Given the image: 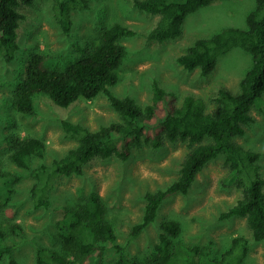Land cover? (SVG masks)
<instances>
[{"label":"rangeland","instance_id":"obj_1","mask_svg":"<svg viewBox=\"0 0 264 264\" xmlns=\"http://www.w3.org/2000/svg\"><path fill=\"white\" fill-rule=\"evenodd\" d=\"M52 2L34 0L32 5L21 8L24 19L17 30L19 49L15 60L6 63L0 55V170L18 177L9 200H0V227L7 232V242L15 246L1 264H38L39 249L53 250L71 259V255L62 252L57 222L66 209L79 206L92 192L98 194L107 209L120 253L130 260L143 262L149 258L158 240L160 223L172 220L180 226L174 243L208 246L209 259L216 261L229 249L233 238L243 237L247 252L240 264H264V243L253 240L246 220L237 216L220 219L221 213L241 197V188L232 182L223 155L203 167L188 194L166 196L155 220L137 237H131L132 227L143 216L145 194L165 189L178 177L187 152L182 142L134 149L126 161L94 158L84 166L82 175L54 177L48 191V207H37L31 193L37 183L34 170L41 164L50 166L77 145L75 139L66 135L62 123L97 131L119 118L103 94L92 100H79L67 108L36 95L34 113L27 116L19 114L14 106V89L32 54L43 56L49 68L64 70L81 57L77 45L87 48L98 44L101 32L119 23L135 34L120 41L126 55L117 71L118 80L110 87L113 95L130 96L143 107L151 103L156 82L173 93L178 102L190 95L212 108L220 88L238 93L241 79L252 66L251 55L234 47L218 58L216 68L208 76H201L198 69L186 70L177 59L200 38L227 28L246 29V17L254 9L255 0H212L186 17L179 37L162 43L148 38L158 17L136 9L133 0H86V8L71 10L67 31L59 23ZM251 115L252 123L235 142L259 154L258 172L264 179V95ZM16 137L41 140L44 157L31 158L28 168L17 167L9 157L10 141ZM13 225L20 227L21 235H9ZM118 255L115 245L106 244L102 264H114Z\"/></svg>","mask_w":264,"mask_h":264},{"label":"trees","instance_id":"obj_2","mask_svg":"<svg viewBox=\"0 0 264 264\" xmlns=\"http://www.w3.org/2000/svg\"><path fill=\"white\" fill-rule=\"evenodd\" d=\"M59 23L67 31L70 12L77 7H87L86 0H52ZM212 0H133V6L146 14L157 16V22L148 33L150 40L162 43L175 39L182 33L186 17ZM34 0H0V55L6 63L15 60L19 49L17 30L24 19L21 8ZM134 31L119 23L104 29L98 44L84 48L76 46L81 57L64 70L49 68L44 57L32 54L25 71L14 89V106L21 115L34 113V96L42 95L55 105L67 108L79 100H92L103 94L117 113L118 120L97 131L63 122L66 135L77 141L67 154L54 160L50 166L41 164L34 170L37 180L32 190L37 207H48V191L57 176L82 175L84 166L94 158L116 157L126 161L134 149L143 146L163 147L166 143L186 144L178 177L165 189L145 194L146 204L142 219L134 225L131 237H137L156 218L166 196L188 194L197 174L219 155L231 173V180L241 188V197L220 219L242 217L255 242L264 243V179L258 172L259 154L245 149L235 138L245 134L253 121L252 108L264 95V0H255L254 9L246 17V29H224L211 37L200 38L179 56L178 63L186 70L198 69L208 76L217 66L218 58L234 47L242 48L252 57V66L239 84L238 93L220 88L209 108L200 98L185 96L181 101L166 92L155 82L151 103L138 105L130 96L116 97L110 87L118 80L117 71L126 55L121 40L130 38ZM9 157L20 168H28L33 157L42 159L45 145L38 138L11 139ZM18 177L0 170V200H9ZM57 236L62 252L39 249L38 264H102L106 244L115 245L119 255L114 264H240L247 252V241L235 237L231 246L214 261L209 259V247H185L174 240L180 234L177 222L160 223V233L153 253L145 261L130 260L116 245L115 230L107 218V209L97 193H90L82 204L66 209L57 222ZM18 225L10 227L9 235H21ZM7 232L0 227V264L15 246L7 242ZM208 258V260L206 259ZM10 264H14L11 262Z\"/></svg>","mask_w":264,"mask_h":264}]
</instances>
